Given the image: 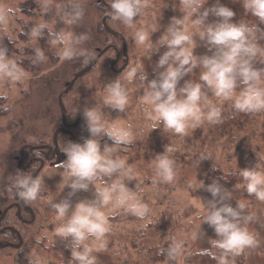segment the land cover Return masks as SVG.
I'll use <instances>...</instances> for the list:
<instances>
[{
    "label": "rangeland",
    "instance_id": "1",
    "mask_svg": "<svg viewBox=\"0 0 264 264\" xmlns=\"http://www.w3.org/2000/svg\"><path fill=\"white\" fill-rule=\"evenodd\" d=\"M69 2L83 7L84 17L67 28L59 22L57 9L66 8ZM47 3L45 15L40 6L41 0L0 2V7L15 10V15L9 17L7 34L0 32V45L6 46L9 57L19 62L29 74L22 85L0 81V94L7 95V100H0V111L5 105L9 108V111L0 114V182L17 168L25 144L52 145L54 134L58 135L53 155L55 159L48 162L40 174L44 180L41 197L30 204L33 214L14 208L9 222L0 220V227L10 223L23 235L18 244H0V264H29L30 258L37 257L41 264H75L68 242L55 232L60 221L47 201L63 200L71 191L65 187L68 179L61 163L67 157L61 148L64 142L83 143L86 135L90 136L83 116L86 107L102 110L109 124L116 123L124 128L130 126L133 142L116 146L112 155L124 159L131 166L133 179L126 183L149 208L144 219L123 209H111V206L104 209L110 216L111 231L106 236V248L92 253L97 257V264H212L205 259L208 252L215 253L217 250L210 244L216 234L213 228L203 223L202 218L207 201L212 199L206 186L216 179L224 186L227 181L233 182L225 186L232 193L229 203L233 207L237 201L246 204L244 215L253 216L246 227L258 242L256 247L246 248L238 256H230L229 264H264V202L248 196L244 188L235 187L243 184L239 176L240 168L254 167L257 156H264V112L254 113L240 121L231 100L216 98L205 87L209 99L222 109V123L209 124L205 121L195 128L189 127L184 136L165 131L162 124L153 130V122L146 117L150 109L142 102L146 82L135 79L128 83L125 79V73L137 64L143 66L149 80L157 77L155 65L166 49L161 48L149 59L147 50L136 45L133 33L142 27L149 32L153 42L158 41L172 18L180 17L187 11L181 9L179 0H147L148 6L137 18L134 28H128L109 16L108 23L115 28L116 35L110 31L100 32L99 26L106 12L99 7V0H47ZM215 3L216 0H209V4L206 2L204 6L210 7ZM220 3L236 12L235 22L258 25L261 29L257 34L259 44L264 46V24L245 11L244 0H220ZM215 19L209 17L210 22ZM44 21L55 24L57 30L65 28L74 34L87 33L89 39L78 46V53L83 52V55L61 61L56 55L58 49L49 45L56 63L48 58L42 69L36 66L35 71L30 70L27 65H32V51L41 48V45L40 40L29 41L27 32L33 24ZM186 23L194 43L198 45L195 53L211 55L204 42L199 40L198 30L192 26L191 19ZM44 37L48 43L47 34ZM109 43L113 49L98 57V53ZM254 66L264 70V56H258ZM200 72L199 68L194 70L185 80L199 82ZM117 78L129 91V104L123 113L103 105L106 84ZM183 83L182 80L181 85ZM242 88L243 85H238L237 95ZM62 107L67 122L74 121L76 116L83 119L85 126L81 129L85 132L78 135L79 142L66 130L56 131L62 126ZM239 123L244 124L243 129L236 127ZM100 143L103 149L105 143L111 145L113 141L105 136ZM166 146L173 149L168 155L175 161L176 170L175 180L170 184L159 180L153 164L156 155L163 153ZM204 156L211 159L203 160ZM260 163L264 165V161ZM107 182L111 183V180ZM203 183L204 188L201 187ZM93 198L94 189L80 191L71 200L74 205L80 200ZM193 232L199 233L198 239H192ZM173 240L183 242V247L177 258L170 261L166 253Z\"/></svg>",
    "mask_w": 264,
    "mask_h": 264
},
{
    "label": "clouds",
    "instance_id": "2",
    "mask_svg": "<svg viewBox=\"0 0 264 264\" xmlns=\"http://www.w3.org/2000/svg\"><path fill=\"white\" fill-rule=\"evenodd\" d=\"M181 9L187 10L180 17H173L159 40L153 42L148 31L142 27L133 33L137 46H143L151 59L161 48L166 50L160 55L155 70L157 77L148 79L143 66L137 64L125 73V79L132 83L135 79L146 82L142 102L150 109L146 112L148 120L153 122V130L160 124L165 131L184 136L189 127L195 128L205 121L209 124L222 123V109L209 99L205 87L221 100H231L233 108L242 113L264 112V86L262 77L264 70L254 66L258 56H264V46L259 44L258 25L237 23L234 21L236 12L216 0L210 7L209 0H179ZM109 15L128 28H134L143 9L148 6L147 0H109ZM41 9L45 15L48 11L47 0H41ZM246 12L258 18L264 24V0H244ZM15 10L0 7V32L7 34L9 17ZM60 21L67 28L77 24L84 17V9L71 2L64 9H57ZM216 19L209 21V17ZM198 30V38L204 42L211 55H197L193 35L189 32L187 21ZM154 31H156L154 29ZM47 34L48 44L57 48L59 60H71L78 54V46L89 39L87 33L74 34L71 30H57L55 24L44 21L33 24L27 32L29 41L40 40ZM48 59L41 48L34 49L31 59L38 65ZM201 69L199 82L185 80L196 69ZM28 73L19 62L8 55V48L0 45V81L22 85ZM184 81L181 85V81ZM238 85L243 88L236 94ZM104 107L123 113L129 104V91L115 79L105 86ZM0 100H7L6 94H0ZM3 111H9L5 105ZM84 119L90 132V138L83 143L67 142L61 151L66 160L61 163L68 179L66 188L71 191L68 197L60 201L48 199V203L56 212L60 221L55 229L56 234L68 242L71 259L75 264H97V257L92 253L106 248V236L111 231L110 216L104 211L123 209L137 218L144 219L149 212L137 193L128 187L126 181L133 179L132 168L124 159L113 157L116 146L129 145L134 136L128 128L116 123H107L103 111L96 107L83 110ZM108 137L113 143H105L103 149L100 140ZM171 147L157 154L153 164L156 176L163 183H172L176 177L175 161L168 153ZM211 159L204 156L203 160ZM264 156H257L254 167L240 168L239 176L243 184L235 185L244 188L248 196L264 202ZM214 167V165H213ZM111 180V183L107 181ZM43 177L17 172L13 181L16 195L26 202L36 201L41 197ZM205 187L204 183L201 185ZM94 189L93 199H83L73 205L71 197L80 191ZM212 199L207 201L203 223L213 228L216 238L210 241L211 247L218 249L220 255L211 253L217 264H229L230 256L240 255L246 248H254L257 241L246 227L253 219L252 215H244L246 204L237 201L233 207L229 201L232 193L219 179L206 186ZM199 233L193 232L192 239H198ZM89 241L92 243L90 244ZM183 242L173 240L167 250V258L174 261L180 254ZM29 264H41L40 259L30 258Z\"/></svg>",
    "mask_w": 264,
    "mask_h": 264
},
{
    "label": "trees",
    "instance_id": "3",
    "mask_svg": "<svg viewBox=\"0 0 264 264\" xmlns=\"http://www.w3.org/2000/svg\"><path fill=\"white\" fill-rule=\"evenodd\" d=\"M99 7H102L103 9H105V12H106L105 13L106 16L99 26L100 32L108 33L110 31L112 35H116L117 32H115V28L111 27L108 23L109 21L108 18L110 16L109 15V12H110L109 0H99ZM40 45H41L42 50L45 52L46 56L52 60L53 64H55L56 62L52 58L53 50L47 43V38L45 37L40 38ZM111 49H113V45L109 43L103 47V49L98 53V55L102 57L104 54H106ZM28 51L30 52V50ZM32 52L34 53V51ZM44 63L45 62L38 64V65L32 64V65H27V66H29L28 68L30 70L32 69L33 71H35L36 66L42 69L44 66ZM64 110L65 109L62 107L61 108L62 126L57 127L56 131L66 130V132H70V134L72 133L73 138L76 141H78V135H80L82 131L85 132V130L81 129V127L84 128L85 126V124L83 123V119L76 116L75 120L69 123L65 120ZM235 112L237 113L236 117L238 116L240 121L246 118V116H250L254 114V113H242L236 110ZM3 113L4 111H0V114H3ZM231 116L233 117L234 114ZM242 124L243 123H239L237 124L236 127L239 129H243L244 124L243 125ZM57 136L58 135H56L55 133L54 137L52 138L53 140L52 145L41 143L37 145L36 144H25L23 146L22 153L20 155V158L18 159L19 164L17 168L15 169V171L13 172L11 176L4 179L3 182H0V220L9 222L8 218L10 217V213L12 209L14 208L16 209L22 208V211H25L26 214L27 213H30L31 215L33 214L30 211L31 202H26L16 195L15 189L13 188V181L16 178L17 172H20V171L30 174L33 177L40 176V174L42 173L47 163L55 159L53 158V155L57 147V140H58ZM89 137H90L89 135L88 136L86 135V138H89ZM232 183L233 182L227 181V183H225V186H230ZM22 236L23 235L21 234V232L19 230L14 229L10 225V223H7L4 226L0 227V244H2L3 246L5 245L11 246V245L20 243L21 239L23 238ZM215 254L217 256L220 255V251L217 249L215 251ZM206 257L207 259L205 260L211 262L212 264H215L217 262L215 259H213L212 255L209 254V252L206 254Z\"/></svg>",
    "mask_w": 264,
    "mask_h": 264
},
{
    "label": "water",
    "instance_id": "4",
    "mask_svg": "<svg viewBox=\"0 0 264 264\" xmlns=\"http://www.w3.org/2000/svg\"><path fill=\"white\" fill-rule=\"evenodd\" d=\"M100 57V56H99ZM97 60V59H96ZM96 62V61H95ZM95 62H93V64L95 63ZM93 64H92V66H93ZM86 70V69H85Z\"/></svg>",
    "mask_w": 264,
    "mask_h": 264
}]
</instances>
